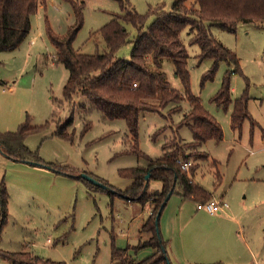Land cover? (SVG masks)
<instances>
[{
  "label": "rangeland",
  "instance_id": "374dc122",
  "mask_svg": "<svg viewBox=\"0 0 264 264\" xmlns=\"http://www.w3.org/2000/svg\"><path fill=\"white\" fill-rule=\"evenodd\" d=\"M78 1L84 5V22L74 46L84 53L103 52L106 44L94 32L115 14L123 13L120 2ZM192 2L188 1V5ZM173 3L174 0H129L130 7L147 16L144 29L153 23L158 9L171 10ZM75 21L71 0H41L25 40L14 50H0V79L5 81L0 84V131L16 130L27 118L32 124L49 119V127L30 135L25 143L46 161L74 171L72 175L57 173L27 161L12 162L6 168L0 160V172L11 186L8 215L0 231V248L7 251L26 248L41 258L63 264H114L117 260L112 256V248L130 246L129 254L142 259L153 249L134 247L149 237L140 231L151 215L150 206L139 201L129 202L109 188L90 191L87 183L76 175L88 172L107 181L110 188L126 190L132 179L121 175L122 168L145 166L147 156L157 158L173 149L165 148L169 141L181 139L188 143L194 139L191 128L180 125L191 102L182 79L175 72L173 60L166 58L163 68L167 79L184 99L175 111L172 109L176 103L171 102L160 111L143 112L138 126V145L145 155L130 150L134 140L126 119L104 117L86 96L78 95L71 101L64 96L69 70L56 61V49L46 29L49 23L56 33L65 34ZM126 26L130 41L119 49L118 55L130 59L138 29L132 23ZM210 31L236 53L239 66L221 61L214 77L204 80L213 59L200 60L201 47L193 42L190 28L182 31L181 38L189 55L190 91L200 97L224 132L221 140L208 139L202 143L191 158L196 164L192 168L194 175L191 168L187 172L196 184L213 191L219 170L221 182L214 191L249 222L254 231L255 242L250 241L256 255L255 264H264V20L240 21L233 31L213 24ZM32 40L34 44L29 48ZM228 70L233 71L232 101L227 106H219L213 97L221 89ZM245 93L248 117L240 129H234L231 120L234 103ZM68 121L66 128L70 137L55 135L58 125ZM205 151L209 157L204 156ZM160 183L153 180L148 191L159 188ZM23 187L29 190L25 202L19 200ZM197 203L173 194L161 218L166 210L176 214L182 204L192 209ZM0 264L13 263L0 255Z\"/></svg>",
  "mask_w": 264,
  "mask_h": 264
},
{
  "label": "trees",
  "instance_id": "16d2710c",
  "mask_svg": "<svg viewBox=\"0 0 264 264\" xmlns=\"http://www.w3.org/2000/svg\"><path fill=\"white\" fill-rule=\"evenodd\" d=\"M118 1L123 13L115 14L114 18L94 32L100 34L106 44L103 52L84 53L74 46L84 22V5L81 1L71 0L76 21L67 33H56L49 23L46 32L55 46L56 61L63 63L69 70V78L64 86L65 98L71 101L78 95L86 96L93 107L102 111L104 117L126 119L134 140L130 150L138 155H145L138 145L141 114L146 111H160L171 102L176 103L172 111L178 110L180 102L184 99L183 95L171 86L163 68L166 58L173 60L175 72L182 79L191 102V108L183 116L180 125L187 124L194 139L188 143L182 142L181 139L169 141L165 148L173 149L157 158L147 156L148 163L145 166L122 168L121 175L131 178L132 184L124 191L113 186L111 190L129 201H139L143 204L152 201L154 204L150 217L142 227V231L147 232L149 238L134 247L136 250L151 247L154 252L137 259L129 254L130 246L113 247L112 256L117 260L114 264H174L160 223L159 230L156 224L159 209L163 206L164 210L167 205L164 204L167 195L169 192L177 193L184 198H194L200 202L213 198L211 192L196 184L190 174L180 168L176 159H190L195 156V151L201 149L203 142L208 139L221 140L224 135L221 124L205 109L200 97L190 91L189 55L181 33L189 27L193 33V42L201 47L200 60L213 59L212 67L204 75V80L212 79L221 61L234 62L238 66L239 61L233 50L213 36L210 26L217 24L233 31L240 21L264 20V0H193L192 5H188L190 0H174L171 10L156 11V18L147 29H144L146 15L139 14L130 7L129 0ZM40 4L41 0H0V50H14L25 40L32 27V16ZM127 23H132L138 29L133 39L130 59L118 55L119 49L130 41ZM232 72L227 71L221 89L213 97V101L219 106H227L232 101ZM1 83L5 84V81L0 79ZM247 100L246 93L235 100L231 119L234 129H240L244 119L248 117ZM69 122L59 124L55 135L69 138L70 134L66 128ZM50 123L51 121L47 120L43 124H32L27 118L16 130L0 132L2 149L12 158L28 160L72 175L74 171L71 168L46 162L25 143L30 135L42 132ZM204 156L209 157V154L205 151ZM195 165L191 166L193 175L192 168ZM148 172L150 177L147 180ZM216 174L220 176L219 170ZM77 177L87 183L90 191L100 188L81 176ZM98 179L109 184L101 178ZM151 179L162 182L160 191H148ZM8 200V192L5 186L1 185L0 231L7 219ZM162 245L166 247V252L163 251ZM166 254L169 255L170 262ZM0 255L13 264H63L61 261L41 258L29 250L7 251L0 248Z\"/></svg>",
  "mask_w": 264,
  "mask_h": 264
},
{
  "label": "crops",
  "instance_id": "0c3cea01",
  "mask_svg": "<svg viewBox=\"0 0 264 264\" xmlns=\"http://www.w3.org/2000/svg\"><path fill=\"white\" fill-rule=\"evenodd\" d=\"M32 44H34V40L29 44V48ZM0 151L2 152V154H0V160L6 165V168L12 162L27 161L33 165L38 164L29 162L28 160L12 158L7 155L2 148H0ZM38 165L42 166V164ZM45 167L51 168L49 166ZM53 170L57 173H61L55 169ZM216 179L218 184L215 183L214 190L221 182L220 176L216 175ZM152 181L153 179L150 180V184ZM160 184L161 186L159 188H156L150 193L160 191L162 188V182ZM1 185L5 186L8 192V197H10L8 191V188H11L10 181L6 180L3 172H0V186ZM23 188L24 189L20 191L19 200L25 202V200L28 199L27 196L29 190L26 187ZM214 190H208L211 192L212 197L223 198V196H219ZM194 200L200 202L196 199ZM146 204L150 206L152 212L154 205L153 202L148 201L145 204L142 203V205ZM228 208L225 212L220 214H211L203 209H199L197 205L191 209L186 204H182L179 212L176 214L170 213V209L166 210L164 217L161 218V232L168 243V249L174 264H255L256 255L251 248V241L255 242V238H253L254 231H252L253 229L249 222L241 217V214L236 207L230 208L229 205ZM142 227L140 233L143 232ZM145 233L148 234L147 232ZM148 238L149 237H147V239ZM23 250L28 249L24 248ZM153 252L154 249L152 253Z\"/></svg>",
  "mask_w": 264,
  "mask_h": 264
},
{
  "label": "built area",
  "instance_id": "2783aa9c",
  "mask_svg": "<svg viewBox=\"0 0 264 264\" xmlns=\"http://www.w3.org/2000/svg\"><path fill=\"white\" fill-rule=\"evenodd\" d=\"M176 160L179 163L180 168L185 171H189L191 166L194 163L191 158L185 159V158L179 157ZM197 207L211 214H220L227 210V208L229 207V203L224 198L213 197L208 201L198 202Z\"/></svg>",
  "mask_w": 264,
  "mask_h": 264
},
{
  "label": "water",
  "instance_id": "95a60500",
  "mask_svg": "<svg viewBox=\"0 0 264 264\" xmlns=\"http://www.w3.org/2000/svg\"><path fill=\"white\" fill-rule=\"evenodd\" d=\"M0 148H2V145H1V142H0ZM76 176H81L82 178H85L87 179L88 181L100 186V187H103V188H110V186L106 183H104L103 181L99 180L98 178H96L95 176L89 174L88 172H82L81 174L79 175H76ZM150 177V172L147 173L146 175V179L148 180ZM172 195V192H169V194L167 195L166 199H165V203L168 202V200L170 199ZM163 211V206L162 208L159 209L158 213H157V216H156V224H157V229L159 230V223H160V216H161V213ZM162 248H163V251L166 252V247L164 245H162ZM166 258L167 260L170 262V257L168 254H166Z\"/></svg>",
  "mask_w": 264,
  "mask_h": 264
}]
</instances>
